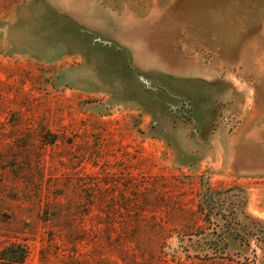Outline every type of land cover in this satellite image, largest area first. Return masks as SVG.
I'll list each match as a JSON object with an SVG mask.
<instances>
[{"label": "rangeland", "instance_id": "rangeland-1", "mask_svg": "<svg viewBox=\"0 0 264 264\" xmlns=\"http://www.w3.org/2000/svg\"><path fill=\"white\" fill-rule=\"evenodd\" d=\"M0 264H264V0H0Z\"/></svg>", "mask_w": 264, "mask_h": 264}, {"label": "trees", "instance_id": "trees-1", "mask_svg": "<svg viewBox=\"0 0 264 264\" xmlns=\"http://www.w3.org/2000/svg\"><path fill=\"white\" fill-rule=\"evenodd\" d=\"M15 261H13V263H14Z\"/></svg>", "mask_w": 264, "mask_h": 264}]
</instances>
